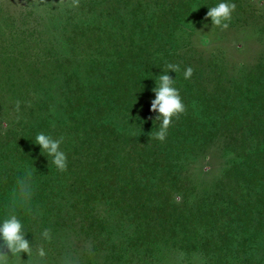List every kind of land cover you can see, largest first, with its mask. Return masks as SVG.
Masks as SVG:
<instances>
[{"label":"trees","instance_id":"1","mask_svg":"<svg viewBox=\"0 0 264 264\" xmlns=\"http://www.w3.org/2000/svg\"><path fill=\"white\" fill-rule=\"evenodd\" d=\"M221 2L236 5L229 27L254 22L256 63L228 71L194 49L201 30H222L205 19ZM245 2L41 0L23 23L7 16L0 221L15 207L33 256L43 245L67 261L84 235L111 263L264 264V4ZM167 64L179 65L168 75L186 111L161 142L150 107ZM39 133L64 138L66 171L35 144ZM215 156L218 171L195 177L197 162ZM20 181L33 189L27 206L14 200Z\"/></svg>","mask_w":264,"mask_h":264},{"label":"clouds","instance_id":"2","mask_svg":"<svg viewBox=\"0 0 264 264\" xmlns=\"http://www.w3.org/2000/svg\"><path fill=\"white\" fill-rule=\"evenodd\" d=\"M62 0H59V4ZM79 0H70V6L78 7ZM236 8L235 4L221 2L214 7L208 8L205 19H210L211 24L226 30L232 18V13ZM167 71L159 75L156 86L152 89L155 98L151 101L150 112L155 113V121L160 122L159 131L155 134V139L163 142L166 139L167 131L171 126L173 118H178L186 111L185 104L180 96L179 90L174 87V79L170 78L168 72H179V65L167 64ZM193 68L188 67L183 75L185 79L192 76ZM64 138L54 139L50 135L39 133L35 137V144L41 149V152L52 157L51 164L60 172L67 170V156L61 150V144ZM33 194V189L27 181L18 182L14 200L21 206H27ZM175 199L179 201L181 196L176 194ZM52 238L51 231L44 229L41 233V239L50 241ZM27 256V261L20 259L21 255ZM46 250L40 245L35 250L36 259L43 261L46 257ZM33 256L31 242L26 239L24 225L18 218L15 207L0 221V264H27L29 258Z\"/></svg>","mask_w":264,"mask_h":264},{"label":"rangeland","instance_id":"3","mask_svg":"<svg viewBox=\"0 0 264 264\" xmlns=\"http://www.w3.org/2000/svg\"><path fill=\"white\" fill-rule=\"evenodd\" d=\"M41 0H0V25L5 24L7 16L13 17L17 24L25 22L23 20L26 14L30 11V7L38 8L39 12ZM264 4V1L259 3L257 0H246L245 7L255 8L256 10ZM37 21L43 23L41 18H37ZM251 21V20H250ZM14 22V21H11ZM254 22H249L250 25L236 27H229L226 30H201L193 38V47L197 53L204 57L218 56L225 63L226 68L230 71L233 67H246L256 63L257 59L261 55L263 50V42L260 37L255 34ZM208 28V27H207ZM205 30V31H204ZM202 32V34H201ZM208 36V40L201 41V36ZM215 158L201 159L197 162L193 172L194 176L200 175L199 173L215 174L218 171V165L221 160ZM211 171H210V167ZM207 179V178H206ZM61 244V243H59ZM70 253L68 254L67 261L61 258H54V255L46 254L43 261L36 259L35 256L29 258L27 264H120L111 263L107 258L103 256L102 251L94 247L90 239L85 238L84 235H78L74 240L73 246L69 247ZM69 257L71 259L69 260ZM22 261H27L28 258H20ZM163 264H179L173 260ZM184 264V263H182Z\"/></svg>","mask_w":264,"mask_h":264}]
</instances>
